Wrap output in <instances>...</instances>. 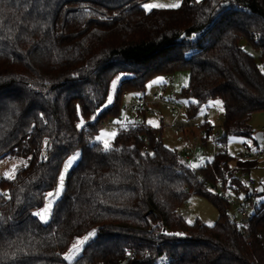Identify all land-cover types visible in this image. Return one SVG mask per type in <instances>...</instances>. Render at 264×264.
Listing matches in <instances>:
<instances>
[{"label": "trees", "instance_id": "1", "mask_svg": "<svg viewBox=\"0 0 264 264\" xmlns=\"http://www.w3.org/2000/svg\"><path fill=\"white\" fill-rule=\"evenodd\" d=\"M146 1L0 0V162L26 160L0 181V264H123L129 251L131 264H264V202L244 236L227 202L164 145L162 129L139 118L118 129L107 151L91 142L102 124L119 119L125 93L187 70L180 96L188 119L219 100L217 138L260 147L250 120L264 112V0H182L150 11ZM202 126L205 145L214 127ZM76 151L80 159L44 223L37 213ZM258 164L224 148L201 170L215 182L233 165ZM192 195L217 208L214 225L189 224L179 213Z\"/></svg>", "mask_w": 264, "mask_h": 264}, {"label": "rangeland", "instance_id": "2", "mask_svg": "<svg viewBox=\"0 0 264 264\" xmlns=\"http://www.w3.org/2000/svg\"><path fill=\"white\" fill-rule=\"evenodd\" d=\"M181 4L182 0H148L143 4V8L146 11H150L153 9L178 8L179 6H181ZM145 5H155V7L148 8L145 7ZM243 48L254 56H257L258 54L245 42L243 43ZM121 77L122 76L114 79V81L116 82L115 88H113L114 81L112 82L106 106L112 104ZM172 77V83H168L167 77L165 76H156L152 78L147 83L143 94L145 93L147 99L149 100L152 99L154 94H156L158 97L162 96L163 98L168 99L171 94L175 92L179 95L180 100L182 101L179 104L180 106H182V110L179 112L178 109H176L175 111L171 112L164 105L156 104L152 106L151 113L146 114V112H142L140 115L141 118L146 119V122L152 127L162 129V141L166 147L178 153H181L187 149L194 150L196 155L199 157V159L194 162V166L199 168L202 167L205 163L211 162L215 158V155L224 148L227 150L229 155L237 157L240 156L243 152L247 151L248 146L251 150L264 146L263 142L259 144L260 147H255L252 139H247L239 136L230 135L227 137L226 141L215 137L217 133H222L223 107L222 103L219 100L211 101L208 105L209 107H205L196 116L195 121H193V123H203L206 120L209 121L214 127L213 136L207 141V144H202L201 142L203 141L201 139L197 141L196 138H201L198 127L199 125L190 128L187 124L189 121L187 117V106L184 99H182L180 96L182 90L189 85L190 73L187 70H181L174 74ZM109 97H111V100H109ZM139 97H141V95L137 93H128L127 96L123 97V109L121 115L124 112V107H128L126 115L130 119V122L135 120V117L138 113V110L132 108L131 105L135 101H137ZM174 119L177 122L175 123V125H172ZM110 120L111 123L102 124L95 139L91 141L92 143L99 142L104 145V142L107 141L109 143V147L111 146L112 141L116 136H112L111 133L117 134L119 126L118 119ZM150 121L151 123H149ZM182 123H184L183 125L184 127H186V129L183 132H180L178 129V125H181ZM250 125L254 130L264 132V112L254 113L250 120ZM97 137H100V139H97ZM74 156L76 157V159L72 161L70 166H67L68 161ZM79 159L80 151H76L64 161L60 173V177L61 174H63L64 176L62 190H59L61 183L59 177L57 187L49 192L53 193V195L50 197L48 195L49 193L47 194L43 208L37 213L39 214V217H41V215L45 217L44 219L40 218L42 222L47 223L50 220L53 206L62 196L66 187L69 173L71 169L78 163ZM25 163L26 160L23 158L6 157L5 159H3L0 162V181L4 178L13 177L17 168L21 165H25ZM249 172L250 175L256 180V186L254 187V197L257 202H264V187H262V185H264V154L259 160V164L256 167L251 168ZM52 201H54V203H52L51 208L47 212H45V209L48 208L49 203ZM178 211L189 224H193L199 220L205 225L212 226L218 219L217 208L203 196L192 195L178 209ZM82 241H84V243L79 246L78 252L76 249H72V251L67 255L66 258L68 262H73L81 253L83 246L85 245L87 240L85 241V239H83Z\"/></svg>", "mask_w": 264, "mask_h": 264}, {"label": "built area", "instance_id": "3", "mask_svg": "<svg viewBox=\"0 0 264 264\" xmlns=\"http://www.w3.org/2000/svg\"><path fill=\"white\" fill-rule=\"evenodd\" d=\"M172 81V76H168L167 82L172 83ZM137 94L141 95V97H139L137 101L131 105V107L137 109L138 113L140 114L137 113L135 120L130 122V119L126 115L128 107H124V112L118 119V126L120 129L126 127L130 123H136L138 119L141 118L140 115L142 112H146V114L151 113L152 106L156 104L164 105L171 112L175 111L176 109H178L179 112L182 110V106L179 105L182 101L180 100L179 95L175 92H173L168 99H165L162 96L158 97L156 94H154L151 100L147 99L143 92H137ZM126 95L127 94L125 93L124 96ZM193 121H195V119L189 120L187 124L190 128L199 125L198 127L201 138H196V140L199 141L204 136L205 130L202 126L203 123H193ZM176 122L177 121L174 119L172 125H175ZM105 123L109 124L111 123V120H107ZM183 124L184 123L178 125L180 132H183L186 129ZM219 136L220 132L215 135V137ZM144 150H148L147 145L144 147ZM263 154L264 146L258 149L247 150L243 152L240 155V159L242 161H259ZM179 156L187 164V166L190 167L191 171L198 176L200 181L204 182L213 193H216L227 202V216L229 221L232 222L239 229V231L243 233L244 236H246V222L253 216L260 205V203L256 201L252 192H250L251 189L254 190V187L256 186V180L250 175L249 169L247 167L233 165L230 168V173L232 174L229 175L225 180L210 182L202 174L201 169L205 167V164L199 168L194 166V162L199 159L194 150L187 149L179 153ZM238 185L243 186L245 190L239 191ZM133 258L134 253L129 251L123 264H131L130 260ZM164 263H167V261Z\"/></svg>", "mask_w": 264, "mask_h": 264}, {"label": "snow or ice", "instance_id": "4", "mask_svg": "<svg viewBox=\"0 0 264 264\" xmlns=\"http://www.w3.org/2000/svg\"><path fill=\"white\" fill-rule=\"evenodd\" d=\"M145 7L151 8V7H155V5H145ZM115 86H116V82L114 81V82H113V88H115ZM109 100H111V97H109ZM217 103H219V102H217ZM221 110H222V109H221ZM149 123H151V121H150ZM78 127H79V125H78ZM111 135H112V136H115L116 133H111ZM97 139H100V137H97ZM45 144L47 145V141L45 142ZM108 149H109V143H108L107 141H105V142H104V150L107 151ZM75 159H76L75 156L72 157V158L68 161L67 166H70L71 163H72V161L75 160ZM63 179H64V176H63V174H61V177H60V182H61V183H60V188H59V190H62V187H63ZM48 195L51 197V196L53 195V193H49ZM52 203H54V201H52V202L49 203L48 208L45 209V212H47V211L51 208ZM40 218H41V219H44L45 217H44L43 215H41ZM90 235H92V234H90ZM85 239H87V238H85ZM83 243H84V241H78L77 244H74V245H73V248L76 249L77 252H78V251H79V246H80L81 244H83Z\"/></svg>", "mask_w": 264, "mask_h": 264}, {"label": "water", "instance_id": "5", "mask_svg": "<svg viewBox=\"0 0 264 264\" xmlns=\"http://www.w3.org/2000/svg\"><path fill=\"white\" fill-rule=\"evenodd\" d=\"M228 3H224L223 6H227ZM253 132H254V136H255V139L257 140L258 143H262L264 141V132L263 131H257V130H254L253 129ZM250 192H252V190H250Z\"/></svg>", "mask_w": 264, "mask_h": 264}, {"label": "crops", "instance_id": "6", "mask_svg": "<svg viewBox=\"0 0 264 264\" xmlns=\"http://www.w3.org/2000/svg\"><path fill=\"white\" fill-rule=\"evenodd\" d=\"M172 79H173V77H172ZM165 87H166V86H165ZM165 87H164V88H165ZM163 91H165V90H163ZM144 94H145V93H144ZM145 120H146V119H145ZM38 216H39V214H38Z\"/></svg>", "mask_w": 264, "mask_h": 264}]
</instances>
